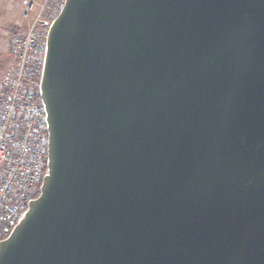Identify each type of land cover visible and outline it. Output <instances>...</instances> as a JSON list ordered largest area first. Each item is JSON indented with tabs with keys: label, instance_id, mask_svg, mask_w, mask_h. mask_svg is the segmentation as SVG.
Listing matches in <instances>:
<instances>
[{
	"label": "water",
	"instance_id": "1",
	"mask_svg": "<svg viewBox=\"0 0 264 264\" xmlns=\"http://www.w3.org/2000/svg\"><path fill=\"white\" fill-rule=\"evenodd\" d=\"M46 173L0 264H264V0H64Z\"/></svg>",
	"mask_w": 264,
	"mask_h": 264
},
{
	"label": "built area",
	"instance_id": "2",
	"mask_svg": "<svg viewBox=\"0 0 264 264\" xmlns=\"http://www.w3.org/2000/svg\"><path fill=\"white\" fill-rule=\"evenodd\" d=\"M51 0H21L24 25L0 53V242L23 220L46 173L47 113L40 100ZM38 196V195H37Z\"/></svg>",
	"mask_w": 264,
	"mask_h": 264
},
{
	"label": "rangeland",
	"instance_id": "3",
	"mask_svg": "<svg viewBox=\"0 0 264 264\" xmlns=\"http://www.w3.org/2000/svg\"><path fill=\"white\" fill-rule=\"evenodd\" d=\"M20 2L21 0H0V53L4 57L8 55L7 49L9 48L10 37L24 25ZM63 2L64 0H51L48 11L58 15Z\"/></svg>",
	"mask_w": 264,
	"mask_h": 264
},
{
	"label": "trees",
	"instance_id": "4",
	"mask_svg": "<svg viewBox=\"0 0 264 264\" xmlns=\"http://www.w3.org/2000/svg\"><path fill=\"white\" fill-rule=\"evenodd\" d=\"M38 195V194H37Z\"/></svg>",
	"mask_w": 264,
	"mask_h": 264
}]
</instances>
